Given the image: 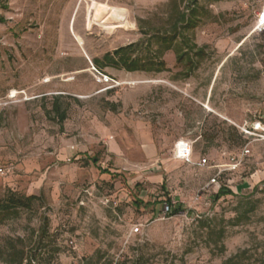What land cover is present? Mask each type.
I'll return each mask as SVG.
<instances>
[{"label": "rangeland", "instance_id": "1", "mask_svg": "<svg viewBox=\"0 0 264 264\" xmlns=\"http://www.w3.org/2000/svg\"><path fill=\"white\" fill-rule=\"evenodd\" d=\"M173 6L200 13L193 40L206 56L190 77L170 51L167 72L105 68L118 85L101 84L93 61L164 33ZM263 6L0 0V199L41 198L0 221V264L12 246L35 264H264V140L226 121L264 126ZM182 139L197 140L190 163L173 157ZM249 142L241 174L220 179L232 195L215 200L212 166ZM171 201L179 211L160 220Z\"/></svg>", "mask_w": 264, "mask_h": 264}, {"label": "trees", "instance_id": "2", "mask_svg": "<svg viewBox=\"0 0 264 264\" xmlns=\"http://www.w3.org/2000/svg\"><path fill=\"white\" fill-rule=\"evenodd\" d=\"M187 11L173 6L168 15V30L153 35L144 33L148 40L118 47L113 52L107 53L102 59H95L94 66L99 71L112 68L127 73L160 74L168 71L164 56L167 52L172 51L177 64L184 68L183 75L189 78L205 58L206 53L205 49L200 48L193 40L194 31L200 21L198 18L200 13L197 8L193 9L192 6H189ZM101 24L103 25V23ZM119 29L121 28H116V30ZM54 109L59 111L57 104ZM65 119L66 115L62 113L60 122L63 123ZM239 133L246 141L247 136L240 130ZM92 161L94 165L97 164V160L93 159ZM229 195H232V192L222 187L215 200ZM40 201L41 198L34 195L21 196L9 191L3 199H0V221L15 219L19 216L20 211H31L34 205ZM178 211L179 209H175L174 214ZM7 255L4 259L5 264H35L34 258L28 257L24 250L17 251L16 246H12ZM238 258L239 256H234L224 264H234Z\"/></svg>", "mask_w": 264, "mask_h": 264}, {"label": "built area", "instance_id": "3", "mask_svg": "<svg viewBox=\"0 0 264 264\" xmlns=\"http://www.w3.org/2000/svg\"><path fill=\"white\" fill-rule=\"evenodd\" d=\"M258 32L264 31V6L262 7L260 13L257 16V26H256ZM95 72L98 74L100 83L106 86H110L112 84L118 85L112 78H109L107 75L102 74L99 70L94 68ZM15 92V94L11 93L8 96L9 102L13 103L17 101V97L19 93ZM28 99H26L27 101ZM243 134L246 136L250 137H257L259 139L264 140V126H262L261 122H258L252 126V128H248L246 125L245 126H238L237 127ZM261 131L262 134H258V132ZM194 144L195 142H191L189 140H180L175 144V149L173 153V157L175 160L183 161L190 163L193 160V155H194ZM251 142H249L239 153L236 154H230L228 156L227 162L223 165H214L212 168L216 171L214 177L211 179V181L208 184L209 187H216L220 184V179L226 175L229 174L231 176L237 175L240 173L242 170L245 161L248 157L251 155ZM208 164V159L203 158L199 162V166L205 167ZM208 166H210L208 164ZM6 175V170L3 167H0V176H5ZM201 195L197 196V200L199 201L201 199ZM176 208L175 202L171 201L170 202H165L162 204V207L160 209V215L159 219L164 221L169 219L174 215V211ZM199 217V215H197ZM141 231V225H136L134 230L132 231L133 234H138ZM71 246L75 247L74 242H70Z\"/></svg>", "mask_w": 264, "mask_h": 264}, {"label": "crops", "instance_id": "4", "mask_svg": "<svg viewBox=\"0 0 264 264\" xmlns=\"http://www.w3.org/2000/svg\"><path fill=\"white\" fill-rule=\"evenodd\" d=\"M214 111V110H213ZM211 113H214V112H211ZM215 114V113H214ZM225 119V118H224ZM226 121H228L231 125H233V126H235V127H238V125L236 124V123H234V122H232V121H230V120H228V119H226ZM247 124V123H246ZM246 124H241V125H239V127L240 126H245ZM184 140H189V141H191V142H197V140H190V139H184ZM194 146H195V144H194ZM193 158H194V155H193ZM241 174V171H240V173L239 174H237V175H240ZM250 184L248 183V181L246 182H243L241 185H239V187H238V189L239 190H243V189H250V186H249ZM223 186L221 185V184H219L218 186H216V187H214V186H212V187H210V188H217V190L219 191L221 188H222Z\"/></svg>", "mask_w": 264, "mask_h": 264}]
</instances>
